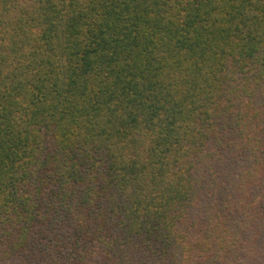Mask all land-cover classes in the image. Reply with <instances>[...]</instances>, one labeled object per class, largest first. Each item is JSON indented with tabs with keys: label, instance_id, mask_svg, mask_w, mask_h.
Listing matches in <instances>:
<instances>
[{
	"label": "trees",
	"instance_id": "16d2710c",
	"mask_svg": "<svg viewBox=\"0 0 264 264\" xmlns=\"http://www.w3.org/2000/svg\"><path fill=\"white\" fill-rule=\"evenodd\" d=\"M0 264H264V0H0Z\"/></svg>",
	"mask_w": 264,
	"mask_h": 264
}]
</instances>
